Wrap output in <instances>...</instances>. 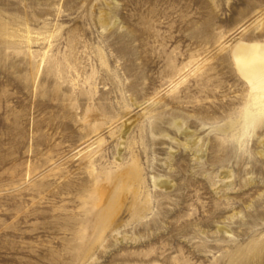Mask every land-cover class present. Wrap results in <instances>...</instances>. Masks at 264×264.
<instances>
[{
	"label": "rangeland",
	"instance_id": "rangeland-1",
	"mask_svg": "<svg viewBox=\"0 0 264 264\" xmlns=\"http://www.w3.org/2000/svg\"><path fill=\"white\" fill-rule=\"evenodd\" d=\"M236 41L264 0H0V264H264Z\"/></svg>",
	"mask_w": 264,
	"mask_h": 264
},
{
	"label": "bare ground",
	"instance_id": "bare-ground-1",
	"mask_svg": "<svg viewBox=\"0 0 264 264\" xmlns=\"http://www.w3.org/2000/svg\"><path fill=\"white\" fill-rule=\"evenodd\" d=\"M231 51L235 68L249 85L252 100L251 105L246 106L242 114L246 118L256 121L264 117V42L236 41ZM229 124L232 123L229 122ZM221 129L223 128L221 127ZM130 191L133 195L131 205L134 206V209L139 210L141 203L136 201L137 186H131Z\"/></svg>",
	"mask_w": 264,
	"mask_h": 264
}]
</instances>
